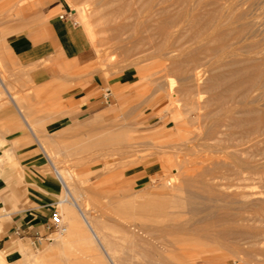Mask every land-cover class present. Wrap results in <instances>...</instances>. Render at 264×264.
Wrapping results in <instances>:
<instances>
[{
	"label": "rangeland",
	"instance_id": "374dc122",
	"mask_svg": "<svg viewBox=\"0 0 264 264\" xmlns=\"http://www.w3.org/2000/svg\"><path fill=\"white\" fill-rule=\"evenodd\" d=\"M33 1L0 0V35L8 32L7 22L20 17V6ZM48 1L59 4L57 13L71 11L84 32L80 14L87 15L93 59L56 77L50 61L30 66L14 61L0 38V80L6 87L0 86V176L11 193L19 188L45 218L57 210L65 230L46 229V218L2 239L10 217L0 208V264H264V124L247 121L250 110L249 118L264 114V0H216L213 6L214 0ZM159 2L170 14L184 13L183 24L167 35L155 21ZM198 3L217 11L223 24L243 30L242 38L222 49L198 53L195 64L203 71L198 87L190 83L192 90L197 87L194 91L208 99L210 79L260 62L257 82L234 88L246 91L243 96L215 106L227 108L229 116H246L247 122L231 124L226 112L212 105L215 111L204 108L205 117L204 106L197 111L181 94H166L170 86L189 84L170 60L196 51L212 32L195 39L185 22L202 11ZM90 81L94 88L87 98L97 101L96 108L70 117L69 103L80 107L84 101L72 96L81 95L76 90ZM51 164L65 174L71 197L64 195ZM44 194L52 203L42 204ZM71 200L84 210L103 247ZM224 209L245 213L243 223L257 231L239 229L222 238L210 228H195L217 223ZM71 226L77 232L70 234Z\"/></svg>",
	"mask_w": 264,
	"mask_h": 264
},
{
	"label": "crops",
	"instance_id": "0c3cea01",
	"mask_svg": "<svg viewBox=\"0 0 264 264\" xmlns=\"http://www.w3.org/2000/svg\"><path fill=\"white\" fill-rule=\"evenodd\" d=\"M58 6L59 4L48 0L25 2L20 6V17L7 22L4 28L8 32L0 35L6 53L14 61L23 66L50 61L56 69V77L59 76L58 74L71 70L79 71L93 59L86 33L70 18H59ZM1 56H3L2 53H0V59H2ZM42 72L46 73L41 70L38 73ZM60 76L63 77V75ZM90 84L76 90L81 91V95L72 96L73 100L83 99L84 101L80 107L74 106L75 102L69 103L67 107L72 110L70 117H76L79 113L96 108L97 101L87 98L94 88L93 81H90ZM0 86L6 90L1 80ZM13 104L15 106L14 102ZM23 117L26 126L30 129L31 126ZM35 139L37 140L36 136ZM39 180L44 181L41 177ZM42 196L40 198L42 204L52 203V199L47 195ZM29 204L19 188H15L11 193L5 178L0 176V208L10 217L8 226L1 235L2 239L8 235V232L13 234L15 229L24 231L33 228L49 218V215L45 218L44 213L36 212L33 206L35 203Z\"/></svg>",
	"mask_w": 264,
	"mask_h": 264
},
{
	"label": "bare ground",
	"instance_id": "6f19581e",
	"mask_svg": "<svg viewBox=\"0 0 264 264\" xmlns=\"http://www.w3.org/2000/svg\"><path fill=\"white\" fill-rule=\"evenodd\" d=\"M181 1L182 0H176V2L179 4V3H181ZM211 2V0H207V2ZM216 0H214V2L212 1V3H210L212 6H213V4L214 3H216L215 2ZM246 1H248V0H246ZM200 2V4L201 3H203V2H201V1H199ZM144 4H146L145 2H144ZM199 4V3H198ZM199 4V5H200ZM203 4H205V2L203 3ZM202 4V5H203ZM217 4H218V1H217ZM204 6V5H203ZM211 6V7H212ZM234 6V5H233ZM200 7H202L201 5H200ZM206 8H208V7H206ZM206 8L204 7V9H203V7L202 8H200V9H202V11H197V12H194V13H191V15L188 17V19L185 21L186 22V24H187V26L189 27V28H191L192 29V35H194V36H196V38L195 39H197V36H199L200 37V35L202 36V34H204V32L207 30V29H209V28H211V30H212V32H211V34H209L208 33V36L210 35V37H207V38H209L208 39V41L207 42H205V43H203V45H201L200 47H198L197 46V50L195 51V49H194V51H190V52H188V53H186V54H184L183 55V57L181 58V59H175V60H170L171 61V63H170V67L172 68V69H174V70H176L177 72H179L180 74H182V75H184L185 77H187L188 78V80H187V82L189 81V84H186V85H183V86H181L179 89H177V90H174L173 88H172V86H170L169 88H168V90H167V96L169 97V98H171L172 96H173V94H174V92H177V93H179V94H181L185 99H186V104H190L191 106H192V108L194 109H197V111L199 110V109H201L203 106V109H201L200 110V112L202 111V110H204V108H209V109H206V110H210V107H211V105L212 106H214V108H215V106L216 107H219V106H222L225 102H230L231 100H234L233 98H235V96H237L238 94L240 95V93H244V92H246V91H242V92H239V93H237V91L236 92H234V88L236 87V86H241L242 88H245V89H247V88H249L250 86H252V85H254V83L255 82H257V79H258V77H259V75H260V73H261V63L263 64V62H264V60H262L261 61V63L260 62H258V61H255V60H253V62L252 63H250V64H247V65H243V66H240V67H236V68H234V69H232V70H230L229 72H228V74H226V75H223L224 73H222V74H219L218 76H216V77H213L212 79H210V81H209V83H208V85H207V88L211 91L210 92V96H209V98L208 99H205L206 97V95L204 96V97H202L203 95L201 94L202 93V91H201V93H199L197 90H196V92L194 91L195 90V88H197L198 86V83L200 82V78H201V74H202V71L203 70H201V68H200V66L199 65H197V64H195L196 63V61H198V53L199 52H202V51H204V50H211V51H217V50H220V49H222L223 47H225L227 44H228V42L231 40V39H235V38H237V37H239L240 36V34L242 33V28L241 27H236V26H231L229 23H228V21H226L227 22V25L226 24H223L222 22H220L219 21V17L216 15V14H218L217 13V11H216V13H215V11H212V9H210V10H208L207 9V11H206ZM212 8H214V7H212ZM230 8V7H229ZM229 8L227 9V10H229ZM234 9V8H233ZM204 10V11H203ZM215 10V9H214ZM219 10V9H218ZM156 12H157V17H156V20L155 21H157L156 23H157V25H158V29H159V31L161 32V34L162 35H167V34H169L170 33V29L173 27V26H177V25H180V24H183V20H182V17H183V15H184V13H183V11H180V9H179V11H176L175 13H169L168 12V5H162L160 2L158 3V7H157V9H156ZM227 13H228V11H227ZM222 15V14H221ZM80 16L82 17V19H83V24L85 25V28L87 29H85V32H86V34H88V32H89V27H90V24H91V22H89V20H88V17H87V15L86 14H80ZM221 17V16H220ZM233 17V16H232ZM228 20H230V19H228ZM232 21H234V20H232ZM231 21V22H232ZM261 21V20H260ZM259 23V22H258ZM246 24V23H245ZM261 24V23H260ZM248 25V24H247ZM239 26H240V23H239ZM179 27V26H178ZM249 27V26H248ZM251 28V27H250ZM157 29V28H156ZM210 32V31H209ZM207 35H205V37H206ZM241 37V36H240ZM242 38V37H241ZM240 39V38H239ZM200 40V39H199ZM203 40H205V39H203ZM207 40V39H206ZM201 41V40H200ZM202 42V41H201ZM231 43V42H230ZM244 44V43H243ZM242 44V45H243ZM241 45V46H242ZM174 55V54H173ZM182 55V54H181ZM253 55V54H252ZM168 57L169 58H171L172 57V55L171 54H169L168 55ZM174 57V56H173ZM173 57H172V59H173ZM262 57V56H261ZM175 58V57H174ZM241 64V63H240ZM263 74V73H262ZM261 74V75H262ZM231 78H233L234 80L233 81H229V79L231 80ZM190 83L192 84V85H195V86H197V87H194L193 88V90H192V87H191V85H190ZM221 86V85H224V89H221V90H218V89H216V87L217 86ZM244 90V89H243ZM194 91V92H193ZM239 91V90H238ZM208 93H209V91H207ZM206 91H205V93H207ZM208 93H207V95H208ZM211 93H212V95H211ZM199 94H200V96H201V99L203 100L202 101V103L204 102V104H202V106H201V104H200V96H199ZM203 94H204V92H203ZM247 94V93H246ZM245 94V95H246ZM194 96H196V97H194ZM241 96H243V95H240V97ZM193 97H194V99H193ZM193 99V100H192ZM14 101V100H13ZM15 102V101H14ZM208 104H210V105H207ZM228 104L229 103H227V105L225 104V106H228ZM230 105H232V103H230ZM16 106V105H15ZM205 106H207V107H205ZM15 108H17V107H15ZM19 108V107H18ZM214 108H212L211 107V109H214ZM222 108V110H224V112H222V114L223 113H225L227 110L225 109V107H221ZM229 108V107H228ZM216 109V108H215ZM215 109H214V111H215ZM219 109V108H218ZM218 109H216V110H218ZM231 109H233L232 108V106L230 107V111H231ZM220 110V109H219ZM218 110V111H219ZM222 110H220L219 112H221ZM236 110V109H235ZM214 111H212L211 110V112H213L214 113ZM237 111V110H236ZM252 110H250V112H251ZM254 111V110H253ZM20 112V111H19ZM204 112H205V110H204ZM204 112H202V113H204ZM238 112V111H237ZM239 112H241V111H239ZM246 112H248V111H246ZM250 112H248L247 114L249 115V113ZM201 113V114H202ZM206 114H204L205 115V117H207V115H209V114H207V112H205ZM228 112H226L225 114V116H226V118H228L227 120L228 121H230L231 122V124L232 123H234V124H236V123H238V122H241L242 121V119H243V121L248 117V123H249V121H250V123L253 125V122L254 121H257V123L259 124V123H262V124H264V114H261V115H259V114H257V115H259V116H257V117H251V118H249L250 116H248L247 114H245V115H247V117L245 118V117H243L242 116V118H240L239 119V116H238V118H236V117H234L233 116V114L231 115V116H229L228 114H227ZM23 114V113H22ZM198 114H199V112H198ZM211 114V113H210ZM251 114V113H250ZM177 115H178V113L177 112H174V114L172 115V119H174L175 117H177ZM200 115V114H199ZM198 115V116H199ZM203 115V114H202ZM240 115V114H239ZM24 116V115H23ZM22 116V117H23ZM241 116V115H240ZM204 117V116H203ZM220 117V116H219ZM24 118V117H23ZM26 119V118H25ZM220 119H221V117H220ZM224 120V119H223ZM222 120V121H223ZM27 121V120H26ZM247 121H244V122H247ZM215 123H217V120L215 121ZM256 123V124H257ZM228 124V123H227ZM254 124H255V122H254ZM216 126H218V124L216 125ZM216 126H214L215 128H216ZM226 126H228V125H226ZM264 126V125H263ZM262 126V127H263ZM231 127V126H230ZM229 127V128H230ZM233 128V127H232ZM213 129V128H212ZM219 129V128H218ZM217 129V130H218ZM215 130V129H214ZM216 131V130H215ZM43 148V147H42ZM48 156V155H47ZM46 156V157H47ZM50 159V158H49ZM183 162V161H182ZM181 162V163H182ZM185 162V161H184ZM52 165V168H53V170H54V173H55V177H56V179H57V181L60 183V185L63 187V189H64V195L67 197V196H69V197H71L70 196V194H69V191H68V187H67V185H65V180H64V175L62 174V172H61V170L59 171V169L57 170V169H55V167L53 166V164H51ZM186 170V169H185ZM66 178V177H65ZM171 178L172 177H170V180H171ZM187 181V180H186ZM171 182V181H170ZM169 182V180H168V184L170 183ZM170 185H172V184H170ZM175 186V185H174ZM177 186V185H176ZM255 193V192H254ZM252 194V193H251ZM244 195H246V194H244ZM247 195H249V193L247 194ZM65 196H64V198L61 200L62 202H64V201H67V198H65ZM245 197V196H244ZM68 199H70V198H68ZM60 201V202H61ZM76 201V200H75ZM74 200L72 201L71 200V202H72V204L73 205H75L77 208V210L79 211V215L81 216V218H82V221L85 223V225L88 227V229H90L91 230V232H92V237H93V239L97 242V243H99L100 245H101V247H103L102 246V238H99V235L98 234H96V232L94 231V229L92 228V225L90 224V222L88 221V219H87V215L85 214V212H84V210H82L80 207H79V203L77 204L76 202H75ZM225 208V207H224ZM226 209V208H225ZM224 209V211H222L221 212V216L219 217V219H217L218 220V222H217V220H216V222L217 223H214L213 224V221L212 222H208V223H202L201 225H198V226H196L195 228L197 229V230H200V229H211L212 231H213V233L215 232V234H217V235H219V236H222V238H223V236H230V235H232V234H235V233H237V232H239V229L240 230H242L243 232L244 231H246V232H248V231H250V232H255V231H257V229H249L250 227H248L246 224H244L243 223V221L244 220H246L247 219V217L248 216H246V214L244 215L242 212H229V210L227 211V210H225ZM231 209H232V207H231ZM259 209V208H258ZM264 209V208H263ZM261 215V214H260ZM90 219V218H89ZM248 221V220H247ZM75 229L76 228H74L73 226H71L70 227V234L71 233H75V232H77V231H75ZM65 230V227H64V229L62 230V231H64ZM61 231V232H62ZM205 232H208V231H205ZM212 233V232H211ZM237 234H240V233H237ZM214 235V234H213ZM218 237V236H217ZM214 240V239H213ZM105 253L107 254V258H109L110 259V256L108 255V252L105 250ZM1 259V258H0ZM110 263V262H109ZM112 264V263H111Z\"/></svg>",
	"mask_w": 264,
	"mask_h": 264
},
{
	"label": "built area",
	"instance_id": "2783aa9c",
	"mask_svg": "<svg viewBox=\"0 0 264 264\" xmlns=\"http://www.w3.org/2000/svg\"><path fill=\"white\" fill-rule=\"evenodd\" d=\"M72 16V12L71 11H68V12H63V13H58V17L59 18H70L71 21L73 23H75L74 20H72L71 18ZM44 227L48 230H56V231H62L64 229V226H63V223H62V220H61V215L60 213L53 209L49 215V218L47 220V222L45 223ZM22 231L19 230V229H15L13 231L14 234L18 235L20 234Z\"/></svg>",
	"mask_w": 264,
	"mask_h": 264
}]
</instances>
